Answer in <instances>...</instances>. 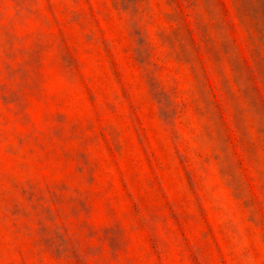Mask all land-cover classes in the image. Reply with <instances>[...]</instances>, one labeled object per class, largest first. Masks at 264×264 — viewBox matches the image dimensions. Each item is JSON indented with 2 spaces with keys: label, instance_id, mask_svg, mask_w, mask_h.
Returning a JSON list of instances; mask_svg holds the SVG:
<instances>
[{
  "label": "rangeland",
  "instance_id": "rangeland-1",
  "mask_svg": "<svg viewBox=\"0 0 264 264\" xmlns=\"http://www.w3.org/2000/svg\"><path fill=\"white\" fill-rule=\"evenodd\" d=\"M0 264H264V0H0Z\"/></svg>",
  "mask_w": 264,
  "mask_h": 264
}]
</instances>
